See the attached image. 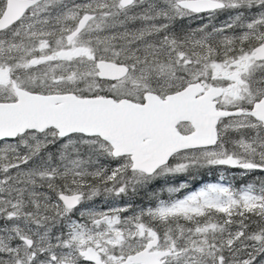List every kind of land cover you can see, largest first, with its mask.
I'll return each instance as SVG.
<instances>
[{
	"label": "snow or ice",
	"instance_id": "obj_1",
	"mask_svg": "<svg viewBox=\"0 0 264 264\" xmlns=\"http://www.w3.org/2000/svg\"><path fill=\"white\" fill-rule=\"evenodd\" d=\"M0 264H264V0H0Z\"/></svg>",
	"mask_w": 264,
	"mask_h": 264
},
{
	"label": "trees",
	"instance_id": "obj_2",
	"mask_svg": "<svg viewBox=\"0 0 264 264\" xmlns=\"http://www.w3.org/2000/svg\"><path fill=\"white\" fill-rule=\"evenodd\" d=\"M216 175L217 174L214 173L212 175L205 176V177H203V180H214V179H216ZM98 203H99V201H98Z\"/></svg>",
	"mask_w": 264,
	"mask_h": 264
},
{
	"label": "rangeland",
	"instance_id": "obj_3",
	"mask_svg": "<svg viewBox=\"0 0 264 264\" xmlns=\"http://www.w3.org/2000/svg\"><path fill=\"white\" fill-rule=\"evenodd\" d=\"M221 19H223V17H221Z\"/></svg>",
	"mask_w": 264,
	"mask_h": 264
}]
</instances>
